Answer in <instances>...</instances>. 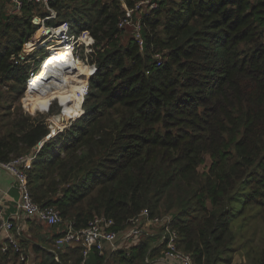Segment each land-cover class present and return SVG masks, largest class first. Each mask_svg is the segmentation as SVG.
<instances>
[{
    "label": "trees",
    "instance_id": "trees-1",
    "mask_svg": "<svg viewBox=\"0 0 264 264\" xmlns=\"http://www.w3.org/2000/svg\"><path fill=\"white\" fill-rule=\"evenodd\" d=\"M138 1L124 0L129 8ZM155 1L141 14L142 48L118 27L120 0L50 2L57 17L49 24L67 21L93 37L97 71L83 114L52 138L47 118L9 112L0 161L34 155L30 194L60 211L62 228L103 215L121 231L147 208L172 216L194 264H231L239 250L245 264H264V241L245 238L264 206V0ZM34 9L42 14L25 4L9 15L0 5V76L17 80L18 92L26 71L13 58L35 31ZM154 238L91 251L83 264H150L161 254ZM55 252L42 251L38 264L82 260ZM22 257L0 247V264H25Z\"/></svg>",
    "mask_w": 264,
    "mask_h": 264
},
{
    "label": "built area",
    "instance_id": "built-area-1",
    "mask_svg": "<svg viewBox=\"0 0 264 264\" xmlns=\"http://www.w3.org/2000/svg\"><path fill=\"white\" fill-rule=\"evenodd\" d=\"M7 1L11 4V7L7 11L9 15L20 13L25 4H30L42 12V14H39L35 12V9L33 10L34 13L30 16V19L36 26L35 31L22 44L21 49L13 58L14 65H22L23 60H27L36 47L44 45L41 52L35 54L33 61L35 63L34 68L32 67V70L28 72V75L24 79V96L22 97L24 106L27 107L26 100L29 93L41 94L53 87L54 83L57 82L54 79L55 75H69L72 79L65 85L68 90L75 93L72 96L73 99H80V105L82 107V103L89 92V78L97 71L95 62H92L89 58L91 46L94 43L93 37L87 30H72L67 21L49 24V21L57 17L56 10L50 6L52 0ZM120 5L123 13L119 17L118 27L125 28L128 25L133 26L132 35L138 42L139 47L142 48L141 14L156 7V1L140 0L133 7L129 8L126 6L124 0H120ZM136 15H139V17L136 18ZM55 48H60V50H63L62 52L69 53L70 60L60 67L53 68L51 70V78L34 85V73L39 69L40 64L47 55L57 52ZM79 66H83V71H81L82 69ZM55 99H50L49 103L45 106L36 103L34 107L48 111L52 101ZM82 114L83 111L78 116L80 117ZM74 119L67 117L65 112H62L48 121V128L49 130L50 128L53 129L54 126L61 125L62 123L65 126L67 125L68 128L71 125L69 121ZM67 120L69 121L67 122ZM65 126L59 127L55 132L50 131L48 138H52L59 132H62ZM46 140L47 138L40 141L41 146ZM41 146L37 144V150ZM33 158L34 155H27L13 158L8 162L0 161V167L6 169L13 176L17 186L18 198L15 202V215L18 217L24 215L29 218H34L49 226H59L62 224L60 211L53 206L41 207L33 200L30 194L25 169L30 166ZM4 212V205L0 199V229L8 233L5 244L1 246V251L5 252L8 249H12L22 257L23 250L19 241L20 229L14 227L13 222L4 216ZM114 224L112 218L103 215L93 216L87 225L82 228H74L71 222H66L64 227L58 232L55 245H77L80 248L82 257L79 264H83L91 251H96L98 254H102L105 251L112 252L120 247L119 241L134 239L133 243H135L141 237L154 236L157 239L153 240L151 248H160L161 255L165 260L175 261L179 264H194L191 254L183 251L178 246V232L172 227V216L170 214L151 216L148 209L143 208L128 220V224L121 231L115 230L113 228Z\"/></svg>",
    "mask_w": 264,
    "mask_h": 264
},
{
    "label": "rangeland",
    "instance_id": "rangeland-1",
    "mask_svg": "<svg viewBox=\"0 0 264 264\" xmlns=\"http://www.w3.org/2000/svg\"><path fill=\"white\" fill-rule=\"evenodd\" d=\"M9 5L11 7V4ZM138 17L139 15H136V18ZM2 29H3V26L0 24V52L2 51L4 47L2 43L4 36L1 35ZM74 32H77V31H74ZM132 32H133V26L128 25L127 27H125L126 35L128 34L131 35ZM13 44L14 43L12 41L10 42L9 46H12ZM43 48H44V45H40L39 47H36L31 52V55L28 57V59L23 60V62L21 63L26 71L25 77L28 75V72L32 70V67L35 64L33 62L35 58V54L41 52ZM79 68L82 69L83 66L81 67L79 66ZM20 86L21 84L17 80L11 79V80L6 81L4 80L3 77L0 76V132L2 134H4L7 130L11 129L8 126L9 119H10V117L8 116L9 112H16L22 115H29L31 117H44V118H47L48 121H50L55 115L60 114L64 111L67 117L73 118V119L76 118L77 117L76 115L80 114L81 111L84 112L83 103L81 107L79 100H75L77 98H74V99L67 98L68 96L67 92L68 91L71 92V90H68L67 86L62 83L55 82L53 87H51L45 92H42L41 95L38 97L28 94L26 101H27V107L29 108L25 107L24 104L22 103V97L24 96V88L20 92H18V89ZM54 98L56 99L52 101V104L50 105L48 111L34 107V104L36 103H40L41 106H45L46 104L49 103L50 99H54ZM40 99H46V101L39 102ZM63 107H64V110H62ZM7 108H10V109H7ZM77 120L78 118L71 120V121L67 120V122L69 121L70 124H72L76 122ZM62 126L64 127L65 125L63 123L61 125L58 124L57 126H54L53 129L50 128V131L55 132L57 131V129H59V127H62ZM66 129H67V125L65 126L64 130ZM23 156H27V155H23ZM207 163H209L208 160H207ZM202 167H204V165H202L200 169H202ZM261 208L262 209L260 213L258 214L259 217L256 218L254 221L250 220V223L248 222L249 223L248 225L250 226L247 225L248 227L245 228V235H246L245 238H247L249 243H251L252 245L256 247H260L264 241V206H262ZM133 242H134V239L128 240V243H133ZM119 245L120 246L123 245L122 241H119ZM245 263H246V257H245L244 250L236 251L233 254V259H232L231 264H245Z\"/></svg>",
    "mask_w": 264,
    "mask_h": 264
},
{
    "label": "crops",
    "instance_id": "crops-1",
    "mask_svg": "<svg viewBox=\"0 0 264 264\" xmlns=\"http://www.w3.org/2000/svg\"><path fill=\"white\" fill-rule=\"evenodd\" d=\"M0 5L6 14L10 8L8 1L1 0ZM17 198L18 190L13 176L6 169L0 167V199L4 205V216L13 222L16 229H20L19 241L22 250H24L25 264H38L39 260H41L42 251H52L56 257L55 251L57 250L65 255L68 263H71L72 259L79 255L80 248L72 244L64 246L55 245L54 240L62 229V225L49 226L34 218L24 215L16 216L15 202ZM7 234L5 230L0 229V247L5 244ZM122 243L126 247L131 244L128 243V240L122 241ZM34 245L41 249L40 252L36 253L33 250ZM149 261L150 264H179L175 261L165 260L161 254L151 258Z\"/></svg>",
    "mask_w": 264,
    "mask_h": 264
},
{
    "label": "bare ground",
    "instance_id": "bare-ground-1",
    "mask_svg": "<svg viewBox=\"0 0 264 264\" xmlns=\"http://www.w3.org/2000/svg\"><path fill=\"white\" fill-rule=\"evenodd\" d=\"M55 49H57L56 50L57 52L52 53L50 55H47L44 58V60L42 61V63L40 64V67L37 70V72L34 73V75H35V77L33 78V84L34 85H37V84L51 78V74H52L51 70H53V68L60 67L61 65H63L64 63H67L70 60V54L69 53L62 52L63 50H60V48H55ZM54 79L57 82L65 85L68 81H71L72 78L69 75H65V76L64 75H55ZM73 94H75V93H72V91L71 92L68 91L67 92V95H68L67 98L68 99L73 98L72 97ZM29 95H34V96L38 97L41 94L29 93ZM79 103H80V99H79Z\"/></svg>",
    "mask_w": 264,
    "mask_h": 264
},
{
    "label": "water",
    "instance_id": "water-1",
    "mask_svg": "<svg viewBox=\"0 0 264 264\" xmlns=\"http://www.w3.org/2000/svg\"><path fill=\"white\" fill-rule=\"evenodd\" d=\"M38 145L41 146V142H38Z\"/></svg>",
    "mask_w": 264,
    "mask_h": 264
}]
</instances>
